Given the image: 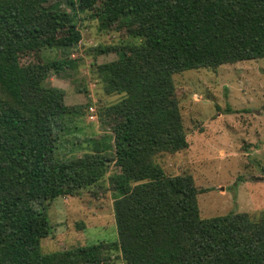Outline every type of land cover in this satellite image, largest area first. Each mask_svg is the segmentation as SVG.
Returning <instances> with one entry per match:
<instances>
[{
  "label": "trees",
  "instance_id": "1",
  "mask_svg": "<svg viewBox=\"0 0 264 264\" xmlns=\"http://www.w3.org/2000/svg\"><path fill=\"white\" fill-rule=\"evenodd\" d=\"M76 6L127 38L91 49L116 54L95 70L120 98L104 109L110 134L56 159L52 118L72 108L48 77L76 62L43 52L80 41ZM260 58L264 0H0V264H264L262 214L202 217L205 189L156 160L189 145L175 74ZM104 185L117 239L43 254L48 204Z\"/></svg>",
  "mask_w": 264,
  "mask_h": 264
},
{
  "label": "rangeland",
  "instance_id": "2",
  "mask_svg": "<svg viewBox=\"0 0 264 264\" xmlns=\"http://www.w3.org/2000/svg\"><path fill=\"white\" fill-rule=\"evenodd\" d=\"M76 13L80 41L68 49L43 52L47 61L58 57L76 62L74 69L48 77L47 85L62 89L65 104L72 108L52 118L48 141L56 159L78 156L88 150L93 135L110 134L104 109L120 98L105 91L95 70L116 54L96 55L91 49L127 38L100 30L89 11L76 6ZM173 80L189 145L156 160L167 173L190 174L195 186L205 189L197 195L202 217L229 212L264 216V58L188 70ZM105 188L84 189L48 204L51 233L41 240L43 254L117 239L114 198ZM105 264L125 263L114 254Z\"/></svg>",
  "mask_w": 264,
  "mask_h": 264
},
{
  "label": "built area",
  "instance_id": "3",
  "mask_svg": "<svg viewBox=\"0 0 264 264\" xmlns=\"http://www.w3.org/2000/svg\"><path fill=\"white\" fill-rule=\"evenodd\" d=\"M92 110V108H90ZM92 117V116H91Z\"/></svg>",
  "mask_w": 264,
  "mask_h": 264
}]
</instances>
